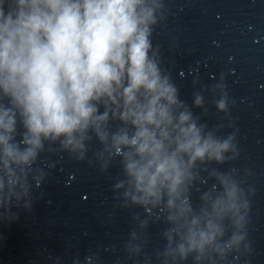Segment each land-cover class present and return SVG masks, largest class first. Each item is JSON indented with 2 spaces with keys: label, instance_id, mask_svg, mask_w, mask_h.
I'll use <instances>...</instances> for the list:
<instances>
[{
  "label": "clouds",
  "instance_id": "obj_1",
  "mask_svg": "<svg viewBox=\"0 0 264 264\" xmlns=\"http://www.w3.org/2000/svg\"><path fill=\"white\" fill-rule=\"evenodd\" d=\"M164 8L162 0H0V209L28 193L46 146L83 160L94 138L102 170L120 158L114 187L124 206L167 225L160 264H224L249 250L243 182L236 169L213 168L198 206L191 192L205 166L238 152L234 135L200 123L162 70L151 38ZM216 107L226 109V93ZM130 237L129 258L141 256V237Z\"/></svg>",
  "mask_w": 264,
  "mask_h": 264
}]
</instances>
